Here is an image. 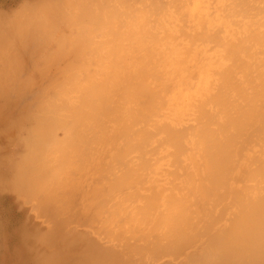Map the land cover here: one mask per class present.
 I'll return each mask as SVG.
<instances>
[{
  "label": "bare ground",
  "instance_id": "obj_1",
  "mask_svg": "<svg viewBox=\"0 0 264 264\" xmlns=\"http://www.w3.org/2000/svg\"><path fill=\"white\" fill-rule=\"evenodd\" d=\"M37 1L0 11V38L18 49L16 72L0 86V193L27 200L34 190L23 208L56 232L62 206L68 222L113 239L111 248L90 244L79 264H264V0H157L151 10L153 0H84L91 14L79 9L86 19L74 33L51 22L63 33L50 31L56 40L78 39L63 58L54 52L67 45L48 52L45 36L26 27ZM79 51L100 67L84 84L74 75L77 94L66 97L58 85ZM52 163L67 165L62 196L58 179L48 183ZM67 243L51 264H73Z\"/></svg>",
  "mask_w": 264,
  "mask_h": 264
},
{
  "label": "rangeland",
  "instance_id": "obj_2",
  "mask_svg": "<svg viewBox=\"0 0 264 264\" xmlns=\"http://www.w3.org/2000/svg\"><path fill=\"white\" fill-rule=\"evenodd\" d=\"M27 1H28V3L30 2V5L31 6H34V5H36L37 6V0H31V1H29V0H0V11H3V10H6L7 8H11V10H17L18 9V7H20V6H22V5H24V4H27ZM40 1V0H39ZM74 1V2H73ZM125 1H127V0H125ZM133 0H130V1H128V3H131ZM135 1H137V0H134V2ZM159 1V0H158ZM157 0H155V2H154V0H153V2H151L152 4L150 5V6H148V5H146V6H148V8L150 9V7L152 6H154V4L156 3V2H158ZM161 1V0H160ZM32 2V3H31ZM69 2V3H68ZM84 2V0H77V2H76V0H66V3L65 4H63V2L62 3H60V4H56V7H57V9H56V7H51V5L52 4H50L49 5V7H51L50 8V10H51V22H53V26H56L55 28H59L61 31H63L64 32V34H66L67 32H68V30H69V33H74L72 30H71V26H73V23H76L77 21H82L83 22V20H81V18L83 17V18H85L86 19V12H88V9H89V7H87L86 8V4L87 3H89L90 1H86L85 0V2H87V3H83ZM140 2H142V1H137V3H134V4H132L135 8H137V6L139 5L140 7H141V5L139 4ZM144 2H145V0H144ZM144 2L143 3H141V4H144ZM162 2V1H161ZM165 2H167L166 0H165ZM40 3V2H39ZM127 3V2H126ZM125 3V4H126ZM150 3V2H149ZM163 4H164V1L162 2ZM22 4V5H21ZM34 4V5H33ZM71 4V5H70ZM166 4V3H165ZM20 5V6H19ZM62 5V6H61ZM68 5V6H67ZM80 7H79V6ZM98 5H99V3H98ZM167 5V4H166ZM166 5H164V7H166ZM54 6H55V4H54ZM60 6H61V8H60ZM65 6H66V8H67V10L65 9ZM83 6H85V9H84V11H83ZM88 6V5H87ZM3 7V8H2ZM73 9V11H71L72 9ZM37 8V7H36ZM64 8V9H63ZM134 8V9H135ZM146 9V7H145V9L146 10H148V11H146L144 8L143 9H141L140 8V10H142L143 12H144V10H145V12H150V10L149 9ZM56 9V10H55ZM60 9V10H59ZM62 9V10H61ZM79 9H80V11H81V13H85V15L84 14H78V13H80V11H79ZM87 9V10H86ZM53 10V11H52ZM59 10V11H58ZM63 10H66V11H63ZM74 10H76L75 12H76V14L74 13ZM99 10V9H98ZM138 11V9H137V13L138 12H141L143 15L144 14H146L147 15V13H143L142 11ZM54 11H55V14H54ZM60 11H62V12H65V15H64V13H62V12H60ZM89 11H90V9H89ZM70 13V16L71 17H69L68 15H69V13ZM72 12V13H71ZM94 12V11H93ZM100 14H101V16H102V11H98ZM98 12H94L96 15H97V13ZM59 13H60V15H59ZM68 13V14H67ZM92 14V15H94V17H96V18H94L95 20V23L97 24L98 23V26L96 27L95 26V24L94 25H91L92 26V28L90 27V29L92 30L93 29V32L95 33V31H96V33H100V36H99V34H96V35H98L97 37H96V43L97 42H99V38L98 37H100V39L102 38V36H103V33H102V29L101 28H103L102 26H100V25H103L102 23H100L102 20H99V22H98V20H97V18H100L101 19V17H100V15H98V16H95V14ZM98 13V14H99ZM135 14V16L136 15H138V14ZM24 13H22V14H20V18H21V15H23ZM61 14L62 15H64V16H61ZM67 14V15H66ZM88 14H91V11H90V13H88ZM87 14V15H88ZM27 14L25 13L22 17H24V20L25 19H27L28 18V15L26 16ZM56 15V16H55ZM59 15V16H58ZM74 15H76V16H74ZM141 15V14H140ZM140 15H138L139 17H140ZM69 18H68V17ZM74 16V17H73ZM135 16H134V19H135V21L137 20L136 18H135ZM145 16V15H144ZM26 17V18H25ZM61 17L63 18V19H61ZM67 17V18H66ZM80 17V18H79ZM64 18H65V20H64ZM74 18H76L75 19V22H73V20H74ZM140 18H142V17H140ZM140 18H138V19H140ZM66 19H68V20H66ZM85 19H84V21H85ZM14 20H17L16 18L14 19ZM19 20V19H18ZM21 21H22V19H20ZM133 20V19H132ZM26 21V20H25ZM138 21V20H137ZM17 22V21H16ZM24 22V21H23ZM72 22V23H71ZM79 22V23H80ZM18 23H20V22H17V24ZM100 23V24H99ZM19 25V24H18ZM20 25H21V23H20ZM99 27V28H98ZM54 28V27H53ZM52 28V25H51V28H50V30H49V32L47 33L48 34V36H50L49 35V33H50V31H54V29ZM70 28V29H69ZM96 28H97V30H98V32H97V30H96ZM51 29H53V30H51ZM59 29L58 30H56V31H54L53 33L55 34V32H59ZM68 29V30H67ZM101 29V30H100ZM101 32H100V31ZM118 31H119V29H117ZM123 30L125 31L126 30V28H123ZM70 31H72V32H70ZM121 31V30H120ZM52 32L50 33V34H52ZM66 32V33H65ZM69 33H68V35H69ZM54 34H52L53 35V37H54ZM61 34V35H60ZM105 34V33H104ZM107 34V33H106ZM58 35V36H57ZM63 35V33H58V34H55V36H57V37H52V39H49L50 37H48L46 34H43L42 35V40H44L43 38H44V36H45V40L44 41H42V43L44 42V44H42L43 46H45V44H47L46 45V47H44V48H47V49H45V50H47L48 52H50V48H49V46H50V44L53 46V47H55V45L56 46H58V44L60 45V43L61 42H63V41H58V40H60V38L59 37H63L62 36ZM95 35V36H96ZM111 35H114V34H111ZM67 36V35H66ZM46 37H48L47 39H46ZM69 37L70 38H66L68 41H66V39H64V44L65 45H67V43H69V41H74L75 42V44H77V42H78V39H77V42H76V40H74V39H76L77 37H73L74 39L72 40V36L71 35H69ZM55 38H57L58 40H56ZM62 39V40H63ZM70 39V40H69ZM51 41V42H50ZM66 41V42H65ZM54 42V43H53ZM74 42L73 43H71L72 45H74ZM83 42V41H82ZM56 43V44H55ZM69 43V44H70ZM61 45H62V43H61ZM52 46H50V47H52ZM97 46H99V45H97ZM70 47V46H69ZM68 47V45H67V48H65V46H61V48H56L57 50L54 52V54L56 55L57 53H58V51H59V53H61V54H59V58L61 57V58H63L64 56H65V54H69V53H67L68 52V49H71L72 48V46L69 48ZM94 46H92V52L93 51H95L94 50V48H93ZM48 48L50 49V50H48ZM80 49V48H79ZM67 50V51H66ZM72 50V49H71ZM71 50H69L70 52H71ZM53 51V50H52ZM51 51V52H52ZM81 51V50H80ZM78 52V54H77V56H79L78 57V63L79 64H81V65H79L78 63H76V67H77V69H76V67H75V65L73 66V68L71 69V67L69 68V69H71L72 70V72H71V70L69 71V69H68V71H69V73L67 72L66 73V75H62L61 76V80L62 79H64L66 76H67V78L69 79V77H71L72 78V76H73V80H69L68 81V79H66L65 78V80L64 81H61L60 80V82H59V89L58 90H60V88H61V90L62 89H64V91H66L65 93H64V95L66 96V97H72V96H74V95H76L77 94V92H76V89L77 88H79L78 86L76 87V85H75V87H74V85L73 84H75V83H78L79 85L80 84H84V83H86L85 81H87L88 82V80H84V78H80L82 75H83V77L86 75V76H88V74H89V76L91 75V73H92V70H96V68H95V66L97 67V65H98V67H97V69L100 67L99 66V64H98V62H97V60H96V58H94L95 56H96V51H95V56H94V54H93V56L91 55L92 53L91 52H89L88 54L87 53H85V55H84V53L83 52ZM87 51V50H86ZM66 52V53H65ZM63 53H65L64 54V56H63ZM91 53V54H90ZM53 54V53H52ZM53 54V55H54ZM89 54L91 55V56H89ZM58 55V54H57ZM61 55V56H60ZM86 55H88V56H86ZM58 56H56V58H57ZM87 57V58H86ZM91 57V58H90ZM58 58V59H59ZM92 59V58H94L95 59V61L96 62H93V60L94 59H92V61L90 60V59ZM97 58H99L98 56H97ZM67 59V58H66ZM82 59H83V61H82ZM91 61L93 64H94V68L95 69H93V68H91L92 66H93V64H92V66L89 68V66L91 65L90 63H89V61ZM60 61V60H59ZM65 61L66 60H63V62L61 61V64H59V65H63L64 63H65ZM66 62H68V61H66ZM85 64V65H84ZM67 65V64H66ZM87 65V66H86ZM90 69L89 70V72H87V70H88V68ZM65 68H66V66H65ZM78 68H79V70H78ZM84 70H86V71H84ZM87 68V69H86ZM64 71V70H63ZM83 71V72H82ZM75 72V73H74ZM82 72V73H81ZM72 73V74H71ZM87 73V74H86ZM59 74V73H58ZM60 74H63V73H61L60 72ZM65 74V73H64ZM70 74V75H69ZM79 76H78V75ZM85 74V75H84ZM77 76L80 80L81 79H83L81 82H83V83H81V82H79V81H77V82H75V83H73V81H75L74 79L75 78H77V77H75V76ZM98 75V74H97ZM58 76V75H57ZM64 76V77H63ZM59 77H60V75H59ZM70 78V79H71ZM64 82V83H63ZM67 83V84H66ZM69 83L71 84V85H69ZM62 85V86H61ZM68 85V86H67ZM73 85V86H72ZM61 86V87H60ZM64 86H67V87H64ZM69 86H70V88H69ZM72 87L73 88H76L75 90H73L72 89ZM66 88H67V90H66ZM69 88V89H68ZM73 90V91H72ZM73 92V95H70L69 96V94H72L71 92ZM76 92V94H74L75 92ZM60 92V91H59ZM62 94H63V92L62 93H60L59 95L61 96V97H63V98H65V96H62ZM59 97V96H58ZM62 100V99H61ZM62 136V134H60V137ZM17 148H20V146H17ZM13 149H15L14 151H13ZM13 149H12V152H13V157H14V159H15V157H17V159H15L14 160V162L16 163L17 162V164L18 163H23L24 162V160L22 159V157H23V153L22 152H18V151H16V148L15 147H13ZM64 150H65V152H67V150L68 149H65L64 148ZM16 151V152H15ZM59 151V150H58ZM57 152V151H56ZM17 153V154H16ZM59 153V152H58ZM56 156H57V153H56ZM56 156H53L52 157V159L54 158V157H56ZM23 160V161H20L21 159ZM49 158H50V160H52L51 159V157L49 156ZM20 159V160H19ZM57 157H56V161H57ZM54 160V159H53ZM56 161H54V162H56ZM51 163V162H50ZM57 163V162H56ZM55 165V164H54ZM53 165V163H52V166H54ZM58 165V166H57ZM57 165H55L54 166V168L52 167V169L53 170H50L49 172H47L48 174H47V176H48V183L50 184H53L55 181H56V179H58L60 182V184L58 183V184H55L54 185V187H56V190H57V192L60 194V192H59V185H61L62 183V185H66L67 183H66V180H65V178H62L61 176H60V174H59V172L60 173H63V175H65L66 174V170H67V165H66V163L65 164H63V168L62 167H60V165H59V163L57 164ZM57 166V167H56ZM60 167V168H59ZM58 168H59V170H58ZM52 171H53V173H52ZM54 171H56V172H54ZM64 172H65V174H64ZM53 178V179H52ZM38 181H40V182H42L43 181V179H42V181H41V179L40 180H38ZM65 181V182H64ZM40 182H37V184H39ZM45 183V184H44ZM47 182H42V184L43 185H47L46 184ZM65 183V184H64ZM36 184V185H37ZM41 183L39 184L40 186L42 185ZM39 185H37V186H39ZM42 185V186H43ZM57 185H58V187H57ZM36 186V187H37ZM53 189H54V187L52 186V185H50ZM35 187V188H36ZM32 188V187H31ZM38 188V187H37ZM40 188V187H39ZM38 188V189H39ZM47 188V187H46ZM48 188H49V186H48ZM47 188V189H48ZM42 189V187L40 188V190ZM39 190V191H40ZM55 189L52 191V192H54V191H56ZM28 191H30V190H28ZM27 191V192H28ZM33 191L34 190H32L31 192L33 193ZM43 191V190H42ZM41 191V192H42ZM45 191H47L46 189H45ZM49 191H51L50 189H48V192L47 193H49ZM31 192H28V194H27V200L25 199V200H18V197H17V195H15L14 193H7V192H5V193H0V264H51V263H55V262H58L59 260H61L62 258H63V256L65 255L64 253H63V255L62 256H60L59 254H56L55 252H56V248L57 249H59V247L57 246L58 244H61V243H63V241H64V243H66V241H68V243L66 244L68 247H72L71 246V244H75V249L76 250H73L74 252H77L75 255V257L72 259V262H73V264H79V263H81L82 261H83V259L84 258H88L89 256L91 257V253H89L88 252V249L90 248V244H95L96 246L98 245L100 248H105V247H109V248H111V245H112V243H113V239H111V238H109V237H107V240H108V242H107V240L104 238V236L97 230V228L96 227H93L92 225L90 226L89 225V223H87L86 221L85 222H83V220H78V219H73V220H71V222L69 221L68 222V220H65L64 219V214H63V210H62V206L61 207H59V209H58V212H59V214L61 215V213L60 212H62V215H61V217L64 219V221H63V219L61 218V217H58V216H60L59 214H57V217H56V219H55V224L57 225V226H59V228L58 229H60L61 231H59L58 229H57V232H56V229L53 227V225L51 224V223H49L48 221L46 222L45 221V219H44V217L43 216H39L37 213H35L31 208H28V207H24L23 208V206H24V203L25 202H27L28 204H33L32 202H35V201H32L31 202V200H33V197H32V195H31ZM44 192V191H43ZM52 192H50V193H52ZM49 193V194H50ZM57 193V194H58ZM65 193V192H64ZM44 194V193H43ZM30 195V196H29ZM45 195H46V193H45ZM56 195V194H55ZM61 195V194H60ZM64 195V194H63ZM62 196V195H61ZM29 197V198H28ZM32 197V198H31ZM31 198V199H30ZM63 198H64V196H63ZM30 199V200H29ZM41 199H43L44 201H45V198H43V195L41 196ZM41 199H40V201H41ZM57 199H59V197H57ZM57 199H56V201H57ZM60 200V199H59ZM58 200V204H59V206L60 205H62V204H64L63 202V199H61L62 201H59ZM24 201V202H23ZM44 201H41L42 203L44 202ZM65 201H66V199H65ZM60 202H62V203H60ZM21 203V204H20ZM46 203V202H45ZM92 203V202H91ZM94 203V202H93ZM20 204V205H19ZM17 205V206H16ZM40 217H43V218H41L40 219ZM63 221H61V220ZM58 221H60V225H59V222ZM68 223H67V222ZM76 221V222H75ZM65 222H66V224H65ZM71 223V224H70ZM85 223L86 224H88L87 226L85 225ZM63 224V225H62ZM83 225V226H82ZM89 226V227H88ZM90 230V232L92 233V235L90 234V232H89V230ZM93 229H94V232H93ZM49 230V231H48ZM68 230L70 231V230H72V232L69 234L68 233ZM80 231V232H79ZM84 231H85V233H84ZM96 232L99 234H96ZM68 233V234H67ZM75 233V234H74ZM82 233H83V235H82ZM67 234V235H66ZM96 234V235H95ZM66 235V236H65ZM69 235V236H68ZM79 235V236H78ZM102 235V236H101ZM78 236V238H76ZM81 236V237H80ZM102 238H101V237ZM66 239H65V238ZM88 237V238H87ZM97 237H98V239H97ZM76 238V239H75ZM82 238H84V239H82ZM96 238V239H95ZM92 239V240H91ZM106 241H105V240ZM111 239V240H110ZM109 240L111 241V242H109ZM103 242V243H102ZM105 242V243H104ZM115 242V241H114ZM100 243V244H99ZM102 243V244H101ZM109 244V245H108ZM78 249V250H77ZM95 256H93V258H94Z\"/></svg>",
  "mask_w": 264,
  "mask_h": 264
},
{
  "label": "clouds",
  "instance_id": "obj_3",
  "mask_svg": "<svg viewBox=\"0 0 264 264\" xmlns=\"http://www.w3.org/2000/svg\"><path fill=\"white\" fill-rule=\"evenodd\" d=\"M51 0H40L39 6L27 21V29L47 34L51 27ZM18 49L14 39L0 38V86L10 81L17 69Z\"/></svg>",
  "mask_w": 264,
  "mask_h": 264
}]
</instances>
